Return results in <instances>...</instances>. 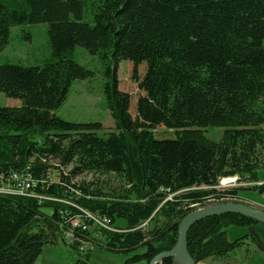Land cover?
<instances>
[{
  "label": "trees",
  "instance_id": "16d2710c",
  "mask_svg": "<svg viewBox=\"0 0 264 264\" xmlns=\"http://www.w3.org/2000/svg\"><path fill=\"white\" fill-rule=\"evenodd\" d=\"M84 6L83 0H0V55L12 27L41 23L49 26L53 52L43 66L0 65V92L22 102L0 107V181L30 173L37 182L33 195L0 194V264H36L45 245L65 240L76 217L90 228L75 229L71 247L80 250L99 238L111 251L145 246L137 258L149 264L176 245L187 214L246 190L218 192L220 180L260 182L264 0H101L93 24L83 20ZM77 47L105 68L115 131L101 134L99 123H71L55 114L72 83L93 76L67 57ZM123 61L132 63L141 92L135 106L118 79ZM159 127L176 138H157ZM209 127L225 129L221 141L205 136ZM86 173L120 182L74 183ZM249 189L264 195V184ZM88 214L109 219L114 230L94 226ZM118 219L126 229L114 227ZM255 224L233 214L205 219L190 230L188 251L196 263L230 264L255 240L245 235L230 242L228 228Z\"/></svg>",
  "mask_w": 264,
  "mask_h": 264
},
{
  "label": "rangeland",
  "instance_id": "374dc122",
  "mask_svg": "<svg viewBox=\"0 0 264 264\" xmlns=\"http://www.w3.org/2000/svg\"><path fill=\"white\" fill-rule=\"evenodd\" d=\"M83 1L85 5L83 20L89 24H93L95 12L101 0ZM67 57L72 58L78 64L93 72V76L88 79L74 81L67 100L55 111V114L71 123H99L102 126L101 134L115 131V120L107 106L104 93V87L108 79L101 60L98 56L92 55L83 47H77ZM52 59L53 52L48 24H26L11 28L10 42L0 55V65L13 64L23 67H36L43 66ZM132 69V63L127 61L121 62L118 69V79L121 89L131 95L132 105L135 106L136 98L139 97L141 92L136 82L132 79ZM21 105L22 102L20 100L7 98L4 93L0 92V107H19ZM224 130V128L220 127H209L206 130L205 136L209 140L219 142L223 138ZM155 134L159 139L176 138L172 130H167L164 127L157 128ZM71 168L72 166H69L64 170L67 173ZM61 171L58 168L52 173L51 177L53 181H59ZM234 178L236 179L235 182L229 185H223L222 180H220L216 190L218 192H224L237 188L246 189L239 191L240 197L236 200L229 199L227 201L212 199L204 203L206 205L205 207L224 203H242L256 209L264 210V195H260L249 189L264 184V168L260 169L258 173V178L262 182L253 183L240 180L239 177ZM97 181L98 184H106V186H116L120 182L113 176L100 177L96 174L88 173L74 178V183L77 185L90 182L95 183ZM168 199H171V197ZM199 208H202V206L197 207V209ZM114 227L116 229H126L127 222L123 219H118L114 223ZM90 230L92 231L93 228ZM227 232L230 242L245 235H250L255 240L254 242H248V250L245 248L237 252L230 264H264L263 224L258 223L249 227L232 226L228 228ZM145 252V246H140L127 252L111 251L105 247L103 238L98 239L93 249L89 246L85 251L77 250L71 247L67 241L59 239L57 243L47 244L43 247V252L39 256L36 264H75L82 258L87 259L88 264H147L144 259L137 258ZM197 264H227V262L206 259Z\"/></svg>",
  "mask_w": 264,
  "mask_h": 264
},
{
  "label": "water",
  "instance_id": "95a60500",
  "mask_svg": "<svg viewBox=\"0 0 264 264\" xmlns=\"http://www.w3.org/2000/svg\"><path fill=\"white\" fill-rule=\"evenodd\" d=\"M240 215L264 225V210L242 203H224L196 209L187 214L178 227L176 245L170 251L155 256L149 264H163L166 259H173V264H197L188 251V234L199 222L223 215Z\"/></svg>",
  "mask_w": 264,
  "mask_h": 264
},
{
  "label": "built area",
  "instance_id": "2783aa9c",
  "mask_svg": "<svg viewBox=\"0 0 264 264\" xmlns=\"http://www.w3.org/2000/svg\"><path fill=\"white\" fill-rule=\"evenodd\" d=\"M37 182L34 180L30 173L25 174H12L8 180L3 178L0 181V194H19V195H33V190L36 188ZM90 220L93 221L94 226H100L105 229L114 230L111 226L110 220L107 218H95L90 214L87 215ZM71 229H68L64 233V239L68 244H73L77 239L75 236V229H81L83 231L89 229L90 227L85 223L81 217H76L74 220L70 221ZM91 246L93 249L94 245L90 243H85L80 246V250H87Z\"/></svg>",
  "mask_w": 264,
  "mask_h": 264
},
{
  "label": "bare ground",
  "instance_id": "6f19581e",
  "mask_svg": "<svg viewBox=\"0 0 264 264\" xmlns=\"http://www.w3.org/2000/svg\"><path fill=\"white\" fill-rule=\"evenodd\" d=\"M260 176V175H259ZM235 178L234 177H229V178H224L222 179V184L223 185H229L235 182ZM113 228V227H112Z\"/></svg>",
  "mask_w": 264,
  "mask_h": 264
},
{
  "label": "crops",
  "instance_id": "0c3cea01",
  "mask_svg": "<svg viewBox=\"0 0 264 264\" xmlns=\"http://www.w3.org/2000/svg\"><path fill=\"white\" fill-rule=\"evenodd\" d=\"M260 182H262V181H260Z\"/></svg>",
  "mask_w": 264,
  "mask_h": 264
}]
</instances>
